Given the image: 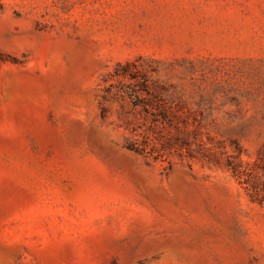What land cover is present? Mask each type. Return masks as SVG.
Listing matches in <instances>:
<instances>
[{"label":"rangeland","instance_id":"374dc122","mask_svg":"<svg viewBox=\"0 0 264 264\" xmlns=\"http://www.w3.org/2000/svg\"><path fill=\"white\" fill-rule=\"evenodd\" d=\"M228 160L264 182V0H0V264H264Z\"/></svg>","mask_w":264,"mask_h":264},{"label":"trees","instance_id":"16d2710c","mask_svg":"<svg viewBox=\"0 0 264 264\" xmlns=\"http://www.w3.org/2000/svg\"><path fill=\"white\" fill-rule=\"evenodd\" d=\"M127 89L128 90L124 89L119 91V97L122 100L128 98L133 107L161 108L162 111L159 112V116L163 121L169 120V115L172 116L174 114L171 110L170 104L156 91L149 88L147 80H143L134 85H129L127 86ZM182 143V145L187 147L188 144L186 142ZM126 147L129 150L140 154L159 153V149H157L156 144L150 139L148 134L142 135V141H138L137 139L129 140ZM187 153L190 155L189 150ZM226 166L236 178L238 184L243 187L250 201L264 204V182L262 184L256 182L250 171L245 170V168L240 167V165L233 161L228 160Z\"/></svg>","mask_w":264,"mask_h":264}]
</instances>
